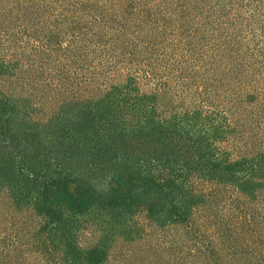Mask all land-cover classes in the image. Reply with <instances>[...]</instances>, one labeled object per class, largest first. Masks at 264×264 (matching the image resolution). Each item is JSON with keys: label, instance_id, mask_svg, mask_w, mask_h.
I'll list each match as a JSON object with an SVG mask.
<instances>
[{"label": "trees", "instance_id": "16d2710c", "mask_svg": "<svg viewBox=\"0 0 264 264\" xmlns=\"http://www.w3.org/2000/svg\"><path fill=\"white\" fill-rule=\"evenodd\" d=\"M0 264H264V0H0Z\"/></svg>", "mask_w": 264, "mask_h": 264}]
</instances>
